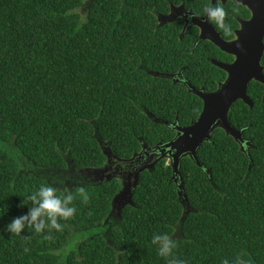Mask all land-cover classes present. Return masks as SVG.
<instances>
[{"label": "trees", "instance_id": "trees-1", "mask_svg": "<svg viewBox=\"0 0 264 264\" xmlns=\"http://www.w3.org/2000/svg\"><path fill=\"white\" fill-rule=\"evenodd\" d=\"M209 3L0 0V207L7 208L0 216V264H166L151 243L154 232L174 238V254L188 264L237 258L264 264V84L254 80L247 85L252 105L238 99L227 112L248 147L214 128L198 148L201 165L180 158L183 195L161 157L139 172L119 212L113 198L121 177L85 179L87 203L81 184L66 180L52 183L74 196L76 212L60 221L62 230L22 229L19 236L4 230L27 211L23 197L53 176L104 169L101 144L127 170L142 144L175 136L163 121L185 126L197 119L202 100L162 74L180 71L196 88L213 91L226 72L209 59L233 56L209 40L196 42V26L181 32V21L158 24L157 16L178 4L203 15ZM222 6L230 32L209 22L232 40L235 16L247 18L249 10L231 1ZM260 64L264 74V51Z\"/></svg>", "mask_w": 264, "mask_h": 264}, {"label": "water", "instance_id": "water-1", "mask_svg": "<svg viewBox=\"0 0 264 264\" xmlns=\"http://www.w3.org/2000/svg\"><path fill=\"white\" fill-rule=\"evenodd\" d=\"M234 1L245 5L250 10L251 15L248 19H238L240 27L235 31L236 38L231 41L221 38L208 22L207 16L204 18L190 17L191 24L198 26L200 29L198 41L209 40L220 50L233 55L234 58L231 62L209 59L211 63L226 72L225 80L219 83L213 91H205L203 88H196L188 81L184 82L188 91L202 100V109L197 119L185 126L175 122L163 121L164 124L171 126L176 131V135L164 143L152 146L142 144V154L139 153L132 162L131 168L127 169L130 170V173L127 179L123 180L120 192L113 198V208L119 203L118 201L122 196L125 198L116 206L117 212L125 203L130 202L131 190L136 184L139 172L145 168H152L154 163L161 157L169 159L173 180L177 183L178 194L179 196L183 195L179 171L180 158L189 155L196 164L201 165L197 154L198 148L204 141L210 140V134L214 128L221 127L226 134L232 136L240 144L241 148H243V144H247V141L244 142L241 129L230 124L227 112L233 102L238 99L251 106L252 102L247 94V85L251 80L264 84V74L260 65L264 50V0ZM162 75L173 78L175 74ZM101 147L107 156L108 162L117 161L107 147L102 144ZM146 155H150L147 160H145ZM138 156H142V158L140 159ZM90 171H97V174L94 173L99 176L96 179L109 178V175L105 176L103 174L104 169H92Z\"/></svg>", "mask_w": 264, "mask_h": 264}, {"label": "clouds", "instance_id": "clouds-1", "mask_svg": "<svg viewBox=\"0 0 264 264\" xmlns=\"http://www.w3.org/2000/svg\"><path fill=\"white\" fill-rule=\"evenodd\" d=\"M203 11L208 19L225 33L230 32L231 26L225 22L227 13L222 6V0H216L214 5L211 3L205 5ZM85 179L86 177L79 174L72 176L66 173L64 176H53L51 183H42L35 187L20 202L21 205H27V211L18 216H13L4 226V230L18 236L23 235L22 229H32L34 233L52 229L62 230L63 225L60 221L67 220L76 212V207L72 203L74 196L70 191L58 193L52 183L63 184L66 180L77 181L81 184L78 188L81 201L87 203L89 196L82 183ZM6 211V207H0V216ZM151 243L156 246L158 255L166 260V264H188L185 259L178 258L174 254L173 250L176 248L177 242L169 234L154 232L151 236ZM223 264H246V262L237 258L235 261L225 260Z\"/></svg>", "mask_w": 264, "mask_h": 264}, {"label": "flooded vegetation", "instance_id": "flooded-vegetation-1", "mask_svg": "<svg viewBox=\"0 0 264 264\" xmlns=\"http://www.w3.org/2000/svg\"><path fill=\"white\" fill-rule=\"evenodd\" d=\"M228 1H231L232 3H239V2H235L234 0H224L222 1V4H225L227 3ZM209 2L211 4H214L216 3V0H209ZM240 5H242L241 3H239ZM245 6V5H243ZM246 7V6H245ZM247 8V7H246ZM248 9V8H247ZM249 10V9H248ZM251 15V12L249 10V16L247 18H241L239 16H235V19L236 21L238 22V19L241 18V19H248ZM191 16H196L198 18H204L206 15L203 14V15H196L195 13L191 12L190 10H186L184 7H183V4H178V5H173L169 8L168 12L165 13V14H161V15H158L157 16V19H158V24H161V23H164V22H173V21H181L182 22V27H181V32H183L186 28H189L190 26H196L194 24H191L190 22V17ZM208 22H209V19H208ZM210 23V22H209ZM212 26V25H211ZM198 28V35H199V32H200V29L198 26H196ZM213 27V26H212ZM240 27V24L238 22V26L234 28V38H236V35H235V31L237 29H239ZM214 28V27H213ZM215 29V28H214ZM216 30V29H215ZM217 31V30H216ZM220 35V32L217 31ZM221 36V35H220ZM222 38V37H221ZM233 38V39H234ZM232 39V40H233ZM264 39V38H263ZM198 41V36L196 38V42ZM226 41H231V40H226ZM264 43V42H263ZM264 51V50H263ZM263 54V53H262ZM233 56V55H232ZM262 57V56H261ZM234 56L232 57V60H233ZM231 60V61H232ZM261 60V59H260ZM224 61V60H223ZM231 61H225V62H231ZM261 65V64H260ZM262 71H263V68H262ZM175 75L173 76V80L175 81H179L181 83H183L185 85V81H188L186 80L183 75L180 74V71L177 72V73H174ZM252 81V80H251ZM250 81V82H251ZM256 81V80H254ZM189 82V81H188ZM259 82V81H258ZM261 83V82H260ZM249 84V83H248ZM263 84V83H262ZM249 96V95H248ZM250 97V96H249ZM251 99V98H250ZM252 102V100H251ZM252 105V104H251ZM176 135V134H175ZM247 140L244 139V142H246ZM248 147V142L247 144H243V149H246ZM142 154V151L139 152ZM138 153V155H139ZM143 156V155H142ZM142 156H138L140 159L142 158ZM147 160L148 158H150V155H146L145 157ZM138 159V158H137ZM136 159V162L138 161ZM132 166V165H131ZM131 168V167H130ZM104 174L105 175H110V174H113V175H117L119 177H121L124 181L125 179H127L129 173H130V170H126L125 168V165L124 164H121V161L117 160L115 162L111 161V162H108V165L104 168Z\"/></svg>", "mask_w": 264, "mask_h": 264}, {"label": "rangeland", "instance_id": "rangeland-1", "mask_svg": "<svg viewBox=\"0 0 264 264\" xmlns=\"http://www.w3.org/2000/svg\"><path fill=\"white\" fill-rule=\"evenodd\" d=\"M89 2L87 1V3L86 4H88ZM86 4H83L80 8H78V12L81 14V15H84V13H85V10H86ZM94 173H96L97 174V171H88V170H82V171H79V172H77V175L79 174V175H82V176H84V177H86V179H93V180H99V179H96V178H98L99 176L98 175H96V174H94ZM104 174V173H103ZM96 175V176H95ZM105 175V174H104ZM106 176V175H105ZM125 198L122 196L120 199H119V203L121 202V201H123ZM118 203V204H119ZM118 204H116V206L118 205ZM115 206V208H114V210L117 212V207ZM114 210H113V213H114Z\"/></svg>", "mask_w": 264, "mask_h": 264}]
</instances>
